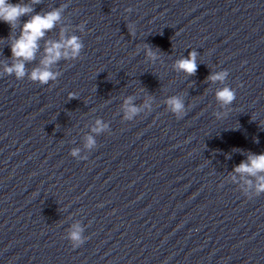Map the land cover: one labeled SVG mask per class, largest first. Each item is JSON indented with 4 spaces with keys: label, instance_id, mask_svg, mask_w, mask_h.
I'll list each match as a JSON object with an SVG mask.
<instances>
[{
    "label": "water",
    "instance_id": "95a60500",
    "mask_svg": "<svg viewBox=\"0 0 264 264\" xmlns=\"http://www.w3.org/2000/svg\"><path fill=\"white\" fill-rule=\"evenodd\" d=\"M61 4L45 39L67 26L81 57L60 61L47 85L0 76V264H264V194L228 182L248 152H264V0H42L35 11ZM9 34L0 22V71ZM192 50L196 74L175 71ZM220 70L236 100L218 120L225 85L207 77ZM149 95L151 112L122 119L126 97L142 106ZM171 95L184 98L182 119L166 110ZM97 118L110 131L86 151ZM75 223L87 239L74 249Z\"/></svg>",
    "mask_w": 264,
    "mask_h": 264
},
{
    "label": "clouds",
    "instance_id": "9594fccd",
    "mask_svg": "<svg viewBox=\"0 0 264 264\" xmlns=\"http://www.w3.org/2000/svg\"><path fill=\"white\" fill-rule=\"evenodd\" d=\"M41 2L42 0H28V2L19 0L17 3H11L10 0H0V22L10 27V34L6 39L11 51V56L8 57L10 63L2 64L0 76H14L16 80H23L27 77L31 82L47 85L50 81L55 82L60 77L61 72L55 70L54 67L60 61H74L81 57L84 44L80 36L67 35V26L60 27L58 39H45L48 33L61 25L67 4H61L49 11L36 12L35 6ZM126 11L131 12L132 9L129 8ZM25 16L28 19L21 22V18ZM85 24L86 21L77 26L80 32L85 31ZM18 27L17 34L15 30ZM127 28L130 35L135 34L134 25L129 24ZM41 41H44L43 48H41ZM143 49L146 58L153 63L160 59L159 52L155 51L152 46L144 44ZM38 54L40 55L38 63L29 71L26 65L36 61ZM197 56L196 50L190 51L187 57L182 56L174 62V70L183 72L187 76L195 75L198 68ZM228 76L227 70L215 71L207 77V81L225 85ZM238 86L242 87V85ZM73 98H77L76 95L69 94V100ZM153 99L149 95L142 106H137L134 103V97H126L121 104L122 119L132 121L145 110L151 112ZM215 100L221 110L214 112V116L220 120L225 118L231 110L230 106L236 100V90L226 85L218 87L215 91ZM164 105L166 110L177 119H182L186 114L185 101L181 95L168 96ZM239 127L240 125L232 129L238 130ZM109 131V124L97 118L90 127V132L83 138V149L86 151L95 149L97 147L96 137ZM255 142L259 143V140L256 139ZM234 151L241 150L234 149ZM81 152L80 147H75L71 149L70 155L77 160H87V155H81ZM226 158L230 159V156ZM228 182L237 185L242 194L249 199L264 194V152L260 154L248 152L246 159L234 166L232 172L229 173ZM84 231L85 228L80 223L73 224L67 231L65 238L74 249L85 243L87 237L84 236Z\"/></svg>",
    "mask_w": 264,
    "mask_h": 264
}]
</instances>
